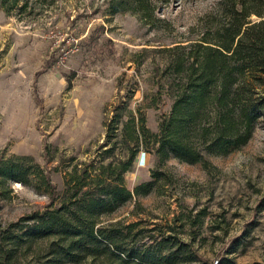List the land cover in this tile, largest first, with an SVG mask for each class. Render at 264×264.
I'll use <instances>...</instances> for the list:
<instances>
[{"label":"rangeland","instance_id":"374dc122","mask_svg":"<svg viewBox=\"0 0 264 264\" xmlns=\"http://www.w3.org/2000/svg\"><path fill=\"white\" fill-rule=\"evenodd\" d=\"M241 1L0 0V162L27 173L25 183H0V264H55L49 241L23 235L49 203L48 182L58 206L74 192L75 166L124 157L140 119L157 133L172 103L171 62L187 57V43L219 38ZM152 147L139 146L123 183L132 193L151 180L155 188L99 225L117 223L125 248L166 238L178 264H264V118L241 150L206 156L209 171L159 162ZM116 253L113 264L139 263Z\"/></svg>","mask_w":264,"mask_h":264},{"label":"trees","instance_id":"16d2710c","mask_svg":"<svg viewBox=\"0 0 264 264\" xmlns=\"http://www.w3.org/2000/svg\"><path fill=\"white\" fill-rule=\"evenodd\" d=\"M260 1L235 2L232 20L216 32L219 38L203 37L184 45L189 50L187 57L178 56L171 62L175 75L170 87L172 103L157 133H151L140 119L128 134L131 146L124 157L106 163L92 160L82 163L79 170L75 166L66 182L74 192L58 206H53L56 193L47 181L45 192L50 200L41 212L28 217L23 233L27 242L49 241L55 264L101 256L106 264H113L116 252L124 254L123 263L129 259H138V264L179 263L178 249L169 247L166 238L153 247L125 248L117 223L99 225L100 219L133 194L144 196L155 188L154 180L139 184L133 193L124 186L123 175L130 170L139 146L151 143L159 162L175 158L200 163L209 171L214 166L206 156L230 155L251 139L256 122L264 118V1ZM252 14L260 20L251 21ZM4 161L0 162V183L9 179L27 182L25 171L12 160ZM160 175L152 171L153 178Z\"/></svg>","mask_w":264,"mask_h":264}]
</instances>
